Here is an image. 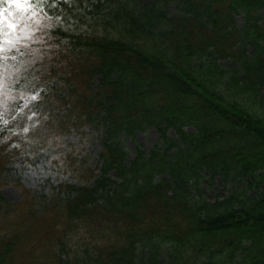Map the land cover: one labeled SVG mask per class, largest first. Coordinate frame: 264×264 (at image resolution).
I'll return each mask as SVG.
<instances>
[{
	"label": "trees",
	"instance_id": "1",
	"mask_svg": "<svg viewBox=\"0 0 264 264\" xmlns=\"http://www.w3.org/2000/svg\"><path fill=\"white\" fill-rule=\"evenodd\" d=\"M5 2L0 0V8ZM170 2L177 11L169 9ZM30 5L12 16L3 13L0 48L10 51L11 20L24 16L18 25L23 30L36 24V15L45 20L55 54L44 63L52 68L74 61L73 75H54V67L41 75L35 84L42 85L44 98L35 103L34 115L42 119V103L59 102L56 92L68 89L60 101L70 103L79 119L94 115L104 128L102 166L92 185H66L61 204L45 215H18L7 223L0 264H162L160 246L167 244L173 264H264V189L250 200L237 192L209 203L195 199L187 185L198 188L204 176L264 183V26L257 15L264 0H30ZM240 11L242 26L234 19ZM29 58L25 74L36 78L33 73L44 63ZM225 59L238 62V71L219 64ZM93 72L101 77L99 90L80 92ZM68 123L62 121V127ZM150 127L162 146L147 153L136 144V156L127 161L119 137ZM1 139L0 172L20 153ZM140 244L148 250L138 254Z\"/></svg>",
	"mask_w": 264,
	"mask_h": 264
},
{
	"label": "rangeland",
	"instance_id": "2",
	"mask_svg": "<svg viewBox=\"0 0 264 264\" xmlns=\"http://www.w3.org/2000/svg\"><path fill=\"white\" fill-rule=\"evenodd\" d=\"M145 1L138 0V3ZM5 3V9L13 13L19 10L8 0ZM169 4L171 11H177L176 2ZM257 15L260 17V24L264 26V8ZM35 17L36 24L30 29L23 30L18 26L7 29L8 33L11 32L7 42L9 53L3 47L0 48V138L11 141L12 147H20V153L9 158L0 172V236L3 237L8 233L6 224L18 215H45L53 205L59 206L66 195V185H92L100 175L102 166L100 153L105 138L104 128L94 115L79 119L71 111L70 103L63 104L60 101L68 89L56 92L59 102L50 106L42 103L41 111L45 114L42 119L37 120L34 115L35 103L44 98L41 95L42 85L35 84L40 83L41 75L47 76L53 67L56 72L52 71L54 75H73L71 70L74 66V61L63 64L56 62L52 68L44 63L49 61L50 56H54L55 48L50 49L48 46V36L43 28L46 26L45 20L39 15ZM234 19L238 26H242V11L236 13ZM246 48L248 54L254 53L251 42L246 44ZM30 54L34 64L44 63V66L41 64L38 71L33 73L36 78H32V72L29 76L25 74L29 68ZM87 60L81 62L87 65ZM219 64L232 72L240 68V64L233 59L220 60ZM84 69L86 71V67ZM84 78L79 77L80 80ZM88 78L89 83H84L79 91L82 92L87 87L91 93H95L100 88L101 77L93 72ZM79 79L76 84L80 82ZM53 80L56 79H50L51 82ZM260 97H264V87L260 89ZM260 108L264 112V103ZM47 120L53 121V125H46ZM62 121H69L67 128L62 127ZM169 134L176 138L174 131L170 130ZM118 141L127 153V161L136 156V144L147 153L156 144L162 146L159 132L152 127L136 131L134 136L121 135ZM109 175L114 178L112 172ZM187 185L195 199L209 203L222 201L231 193L237 192L242 193L244 199L250 200L264 189V183L256 184L253 177L231 181L204 176L200 179L198 188L193 183ZM18 204H23V209L19 210ZM144 248L148 250L147 245L140 244L138 254ZM159 260L162 264L174 263L169 244L160 246Z\"/></svg>",
	"mask_w": 264,
	"mask_h": 264
},
{
	"label": "snow or ice",
	"instance_id": "3",
	"mask_svg": "<svg viewBox=\"0 0 264 264\" xmlns=\"http://www.w3.org/2000/svg\"><path fill=\"white\" fill-rule=\"evenodd\" d=\"M8 2L12 5H15L16 8L22 9L23 11H27L28 7H30V0H8ZM7 12L8 16H12V12L9 9H3L0 8V31H3V27L5 26L4 16L3 13ZM32 15H35V12L32 13ZM24 16H20L18 19H14L7 23L8 28H16L20 21L24 20Z\"/></svg>",
	"mask_w": 264,
	"mask_h": 264
}]
</instances>
